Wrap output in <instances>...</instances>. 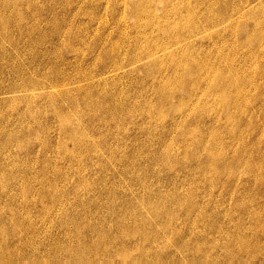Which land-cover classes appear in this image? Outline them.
Listing matches in <instances>:
<instances>
[{
  "label": "rangeland",
  "instance_id": "rangeland-1",
  "mask_svg": "<svg viewBox=\"0 0 264 264\" xmlns=\"http://www.w3.org/2000/svg\"><path fill=\"white\" fill-rule=\"evenodd\" d=\"M224 3L227 60L172 97L169 73L68 44L49 0H0V264H264V2Z\"/></svg>",
  "mask_w": 264,
  "mask_h": 264
},
{
  "label": "bare ground",
  "instance_id": "bare-ground-1",
  "mask_svg": "<svg viewBox=\"0 0 264 264\" xmlns=\"http://www.w3.org/2000/svg\"><path fill=\"white\" fill-rule=\"evenodd\" d=\"M218 0H49L50 3V9L52 11V13L54 14V17L57 19V24H56V28L58 29V31L60 30V28L62 29V34L64 36V40L68 43V44H76L77 46H79L80 49H82L81 53H84V48L85 46H90L93 47L96 56H98L99 58H110L112 61H116V59L118 58H127L129 60H133V62H140V64H142V66L144 67V72L146 76L147 73V78L150 77L148 76L149 73L152 74H158L160 76V74H168L169 73V77L172 78L174 77L175 79H179V78H183V77H195V78H206L208 75H211V73L213 72L212 70V65L213 60L218 59V61L222 62V59H226L227 60V56H226V51H225V45L227 42L226 39V27H227V19L228 16L225 13V0H222L220 2H217ZM12 2V1H11ZM264 2V0H263ZM34 3V2H33ZM220 3H222V5H220ZM254 3V2H253ZM252 3V4H253ZM16 5V3H14ZM264 5V3H262ZM12 5V3H11ZM52 5V8H51ZM56 5V7H55ZM247 5H245L246 7ZM250 6V3L249 5ZM255 6V5H254ZM258 7V6H257ZM256 11V8H254ZM262 9V7H261ZM264 9V7H263ZM242 10H240L239 12H241ZM258 11V10H257ZM249 12V11H248ZM260 12H264L261 11ZM255 13V12H254ZM258 14V12H256ZM262 15V13H259ZM258 14V15H259ZM238 15V13H237ZM240 15V13H239ZM249 15V13L247 14ZM251 15V14H250ZM256 14H254L255 16ZM236 16V15H235ZM233 16V17H235ZM253 16V14L251 15V17ZM242 17V16H241ZM248 17V16H247ZM75 18H80L81 21L77 22V26H75V31L70 30L68 25V21L69 20H75ZM236 18H238L236 16ZM246 18V17H244ZM255 18V17H254ZM232 19V18H230ZM235 19V18H234ZM243 19V17H242ZM241 19V23L237 24V26L239 27L242 26V21ZM250 19V18H249ZM260 19V18H258ZM229 20V19H228ZM237 20V19H235ZM234 20V23H236ZM251 21H253V18L250 19ZM255 20L257 21V19L255 18ZM264 20V18H263ZM250 21V22H251ZM261 21V20H260ZM231 22V21H230ZM246 22V21H245ZM249 23V20L247 21ZM262 22V21H261ZM65 23V24H64ZM258 23L259 20H258ZM257 23V24H258ZM263 23V22H262ZM242 24V25H241ZM246 24V23H245ZM256 25V24H254ZM252 26L251 24L249 25V27ZM230 27H234L235 26H230ZM243 27V26H242ZM247 27V26H246ZM253 27V26H252ZM256 27H258V25H256ZM261 28V25L259 26ZM260 28H255V29H259L261 31ZM263 28V26H262ZM231 29V28H230ZM246 29V28H245ZM248 30V28H247ZM254 31V29H251ZM264 31V29H262ZM232 31V29L230 30ZM238 31V30H237ZM251 31V32H253ZM258 31V30H257ZM262 31V32H263ZM2 32V31H1ZM244 30L242 31V36ZM246 32V31H245ZM249 32V31H247ZM231 33V32H230ZM233 33L234 30H233ZM239 34V33H237ZM247 34V33H246ZM253 34V33H252ZM256 34V33H255ZM257 34H260L257 32ZM263 33L260 34V36ZM251 35V34H250ZM245 36V34H244ZM256 36V35H255ZM237 37V36H236ZM259 38V37H257ZM263 38V36H262ZM261 38V39H262ZM252 39V38H250ZM260 39V38H259ZM239 40V39H237ZM244 40V38H243ZM255 40V38H254ZM264 40V38H263ZM236 40H234V44ZM248 41V40H247ZM262 40H260L261 42ZM230 42V41H229ZM240 42V41H239ZM244 42V41H243ZM242 42V43H243ZM252 42V41H251ZM250 42V43H251ZM257 42V41H256ZM256 42H253L254 44H256ZM259 42V40H258ZM257 42V43H258ZM231 43V42H230ZM264 43V42H262ZM63 44V43H62ZM240 43H238L239 45ZM246 45V41L243 43ZM249 44V43H248ZM261 44V43H260ZM230 45V44H229ZM250 45V44H249ZM248 48V45H246ZM251 46V45H250ZM249 46V48H250ZM260 46V45H259ZM264 46V44L262 45V47ZM89 47V48H90ZM238 47V46H237ZM241 47V45H240ZM254 46H251V48ZM64 48V46H63ZM69 48V47H67ZM88 48V49H89ZM245 48V47H243ZM259 48V47H258ZM65 50V49H64ZM234 51L238 50L239 51V47L238 49L235 48L233 49ZM243 50V49H242ZM249 50V49H248ZM260 52V49H258ZM67 51V50H66ZM87 51V49L85 50ZM231 51V49H230ZM251 51V50H250ZM68 52V51H67ZM88 52V51H87ZM240 52V51H239ZM256 52L253 51V54ZM70 53V52H69ZM89 53V52H88ZM229 54V52H227ZM238 53V52H237ZM241 53L244 52L242 51ZM240 53V54H241ZM247 52H245L246 54ZM251 53V52H250ZM68 54V53H67ZM232 54V53H231ZM249 54V53H247ZM234 55V54H233ZM231 55V56H233ZM259 55V54H258ZM235 56V55H234ZM264 56V55H263ZM85 57V55H84ZM236 57V56H235ZM241 57V55H240ZM245 57V55H244ZM253 57V55H252ZM260 57V56H259ZM258 57V58H259ZM250 58V56H249ZM262 58V55L260 57V59ZM254 59V57H253ZM264 59V58H263ZM239 60V59H238ZM250 60V59H249ZM217 61V64H218ZM253 61V60H251ZM249 62V61H248ZM243 63V62H242ZM254 63V62H253ZM252 63V64H253ZM137 64V63H136ZM229 64V63H227ZM232 64V62H231ZM235 63H233L234 65ZM250 64V62H249ZM251 64V65H252ZM256 64V63H255ZM135 65V64H133ZM216 65V64H214ZM247 65V64H246ZM131 66H132V62H131ZM229 66V65H228ZM238 66V65H237ZM240 66V65H239ZM243 66V65H242ZM245 66V65H244ZM250 65H248V67L246 66V68L248 69ZM254 66V65H253ZM257 66V65H256ZM235 67V66H234ZM214 68V67H213ZM228 68V67H227ZM230 68V66H229ZM230 75H231V69H229ZM241 68V67H240ZM260 68V66L258 67ZM242 69V68H241ZM113 70V69H112ZM142 70V69H140ZM217 70V69H216ZM215 70V71H216ZM233 70V69H232ZM235 70V69H234ZM240 70V69H239ZM251 70V69H250ZM257 70V69H256ZM114 71V70H113ZM241 71V70H240ZM246 71V70H245ZM249 71V69H248ZM246 71V72H248ZM260 71V70H259ZM84 72V71H83ZM112 72V71H111ZM219 72V71H218ZM221 72V71H220ZM226 72V71H225ZM257 72V71H256ZM262 72V71H261ZM81 73V72H80ZM138 74H140L137 71ZM214 73V72H213ZM224 73V72H223ZM243 73V72H242ZM254 73V72H253ZM85 74V73H84ZM111 74V73H109ZM143 74V72H142ZM220 74V73H218ZM239 74V73H238ZM241 74V73H240ZM257 74V73H256ZM102 75V74H101ZM100 75V76H101ZM105 75V74H104ZM141 75V74H140ZM151 75V74H150ZM157 75V77H158ZM225 75V74H224ZM228 75V72L227 74ZM237 75V74H236ZM51 76V75H50ZM86 76V75H85ZM167 76V77H168ZM212 76V75H211ZM215 76L218 75L217 73L215 74ZM223 76V75H221ZM234 76V75H233ZM231 75V77H233ZM239 76V75H238ZM241 76V75H240ZM252 76V75H251ZM109 77V76H108ZM112 77V75H111ZM155 77V79L157 78ZM168 77V78H169ZM220 77V75H219ZM229 77V76H228ZM244 77V76H242ZM256 77V76H255ZM97 78V77H96ZM166 78V76H165ZM224 78V77H223ZM253 78V76H252ZM258 78V77H257ZM153 79V78H152ZM184 79V78H183ZM192 79V78H191ZM230 79V78H229ZM246 79V78H245ZM248 79V78H247ZM261 79V77H260ZM87 80V79H86ZM161 80V79H160ZM166 80V79H165ZM189 80V79H188ZM210 80V79H209ZM233 80L235 81L236 78ZM232 80V81H233ZM251 80V79H248ZM255 80V79H254ZM154 81V80H153ZM152 81V82H153ZM185 81V79H184ZM191 81V80H190ZM264 81V80H263ZM161 82V81H160ZM194 82H196L194 80ZM203 82V80H202ZM205 82V80H204ZM224 82V80H223ZM226 82V81H225ZM246 82V81H245ZM33 83V82H32ZM46 83V82H45ZM59 83V82H58ZM197 83V82H196ZM261 83V82H260ZM162 83H160V89L164 88V93L168 92L170 96H175V90L177 87L179 86H183V84H186L185 82L182 84L181 79L177 80V82L175 84H172L171 81H166V83H164L163 85H161ZM224 84V83H223ZM235 84V82H234ZM233 84V85H234ZM251 84V83H249ZM49 85V84H48ZM59 85V84H58ZM57 85V86H58ZM96 85V84H95ZM157 85V84H156ZM173 86L174 88L169 86ZM189 85V84H188ZM198 85V84H197ZM204 85V83H203ZM207 85V83H206ZM218 85V84H217ZM229 85V84H227ZM253 85V84H252ZM262 85V84H261ZM52 86V85H51ZM50 86V87H51ZM56 86V85H54ZM68 86V85H66ZM79 86V85H78ZM176 86V87H175ZM187 86V85H186ZM191 86V85H190ZM214 86V85H213ZM240 86V85H239ZM251 86V85H250ZM256 86V85H255ZM61 87V86H59ZM58 87V88H59ZM64 87V86H62ZM196 87V86H195ZM198 87V86H197ZM203 87V86H202ZM205 87V86H204ZM211 87V86H210ZM231 87V86H230ZM242 87V86H241ZM52 88V87H51ZM184 89V87H182ZM221 88V87H220ZM227 89V87H225ZM232 88V87H231ZM236 88V86H235ZM54 89V88H52ZM61 89V88H60ZM67 89V87H66ZM152 89V88H151ZM178 89V88H177ZM189 89V88H188ZM193 89L190 88V90ZM195 89V88H194ZM210 89V88H209ZM212 89V88H211ZM210 89V90H211ZM91 90V89H90ZM157 90H159V87H157ZM185 90V89H184ZM198 90V88H197ZM208 90V89H207ZM206 90V91H207ZM56 91V90H54ZM189 91V90H187ZM194 93L196 90H193ZM192 91V92H193ZM203 91V90H202ZM214 91V90H213ZM218 91V90H217ZM237 93H233L230 91H226L224 89H222V93H221V99L219 101V103H217V105H219L220 109L221 107H227L226 111L228 109V105L229 104H233V105H240L239 103V94H245L244 90H242V88L239 90H237ZM254 91V90H253ZM57 92V91H56ZM161 92V90L159 91V93ZM184 92V91H183ZM252 92V91H251ZM167 93V94H168ZM210 93V92H209ZM219 93V91H218ZM247 93V92H246ZM250 93V92H248ZM253 93V92H252ZM251 93V94H252ZM92 94V93H91ZM187 94V93H186ZM193 94V93H192ZM196 94V93H195ZM212 94H215L214 92ZM217 94V93H216ZM71 95V94H70ZM157 95V94H156ZM67 94L65 95L66 98ZM160 96V95H159ZM189 96V94L187 95ZM245 96V95H244ZM68 97V96H67ZM76 97V96H75ZM89 98V96H87ZM169 96H166V98ZM201 97V96H199ZM261 97V96H260ZM75 99V98H74ZM87 99V98H85ZM179 99V103L181 104H186L188 102H185V100H183V98H178ZM186 99V98H184ZM206 99V98H203ZM214 99V97H213ZM245 99H247L245 97ZM253 99V98H252ZM54 100V99H51ZM68 100L70 101V99L68 98ZM187 100V99H186ZM199 100V99H198ZM212 100V99H210ZM88 101V100H86ZM189 101V100H188ZM194 101V100H193ZM197 101V99H196ZM202 101V100H201ZM209 101V100H208ZM217 101V99H216ZM251 101V100H250ZM253 101V100H252ZM73 102V100H72ZM161 102V101H160ZM158 102V103H160ZM192 102V101H191ZM199 102V101H198ZM203 101V105H204ZM211 102V101H210ZM157 104V102H155ZM162 103V102H161ZM195 103V102H194ZM251 103V102H249ZM261 103V102H260ZM74 104V102H73ZM100 104V103H99ZM154 104V105H156ZM202 104V103H201ZM246 104V103H245ZM97 105V104H96ZM200 105V102H199ZM206 105H207V101H206ZM216 105V104H215ZM251 105V104H250ZM257 105V104H256ZM93 106V105H92ZM158 106V104H157ZM156 106V107H157ZM191 106V103H190ZM202 106V105H201ZM197 107V108H201ZM213 106V105H212ZM210 105V107H212ZM242 105H240L241 107ZM254 106V104H253ZM94 107V106H93ZM97 107V106H96ZM161 107V106H160ZM247 107V104H246ZM245 107V108H246ZM191 108V107H190ZM195 108V107H194ZM208 108V107H207ZM222 108V109H223ZM233 108V107H231ZM99 109V108H98ZM151 109V108H150ZM221 109V111H222ZM244 109V108H243ZM101 110V109H100ZM145 110V109H144ZM160 110V108H159ZM210 110V109H209ZM236 110V109H235ZM238 110V109H237ZM236 110V111H237ZM240 111L242 109H239ZM87 111V110H86ZM141 111V110H140ZM143 111V109H142ZM147 111H149L147 109ZM189 111V108H188ZM208 111V109H207ZM228 111H230L228 109ZM227 111V112H228ZM94 112V111H93ZM92 112V113H93ZM105 112V109H104ZM144 112V111H143ZM146 112V111H145ZM161 112V111H160ZM192 112V111H191ZM190 112V113H191ZM194 112V110H193ZM211 112V111H209ZM220 112V110H219ZM247 112V111H246ZM147 113V112H146ZM155 113V112H154ZM152 112V114H154ZM157 113V112H156ZM163 113V112H162ZM207 113V112H206ZM212 113V112H211ZM215 113V111H214ZM241 113V112H240ZM249 113V112H248ZM96 114V113H93ZM92 114V115H93ZM98 114V113H97ZM193 114V113H192ZM205 114V113H204ZM220 114H222L220 112ZM228 114V113H227ZM233 114V113H231ZM243 114V113H242ZM245 114V113H244ZM263 114V113H262ZM99 115V114H98ZM161 115V114H159ZM238 116V113L236 114ZM62 116V115H61ZM94 116V115H93ZM101 116V115H100ZM217 116V115H216ZM220 116V115H219ZM218 116V119H220ZM229 116V115H228ZM234 116V115H233ZM232 116V117H233ZM248 116V115H247ZM264 116V115H263ZM154 117V115H153ZM206 117V116H205ZM222 117V116H221ZM230 117V116H229ZM91 118V117H90ZM92 118H96L97 117H92ZM99 118V117H98ZM199 118V117H198ZM238 118V117H237ZM65 119V117H64ZM93 119V120H94ZM202 119V118H201ZM217 120V118H215ZM263 119V117H262ZM63 120V117H62ZM61 120V123H62ZM224 120V119H223ZM229 120V119H228ZM232 120V119H231ZM234 120V119H233ZM198 121V120H197ZM215 121V120H214ZM216 122V121H215ZM214 122V123H215ZM232 122V121H231ZM235 123V121H233ZM250 122V120H249ZM198 123V122H197ZM196 123V124H197ZM221 124H223V121L220 122ZM225 123V121H224ZM230 123V122H229ZM230 124V125H234ZM219 124V123H218ZM225 124H227L228 126V122H226ZM193 126V125H192ZM212 126V125H211ZM80 127V126H79ZM190 127V126H188ZM187 127V128H188ZM263 127V125H262ZM261 127V128H262ZM186 128V127H185ZM229 128V127H227ZM233 128V127H232ZM260 128V129H261ZM82 129V127L80 128ZM184 129V128H183ZM197 129V128H196ZM218 129V128H217ZM252 129V128H251ZM83 130V129H82ZM183 131V130H182ZM181 131V132H182ZM198 131V130H196ZM226 131V130H225ZM253 131V129H252ZM188 132V131H187ZM186 132V134H187ZM217 132V131H216ZM86 133V132H84ZM183 133V132H182ZM230 133V130H229ZM81 134V131H80ZM193 134V132L191 133ZM196 134H198L196 132ZM193 135V138H195V135ZM250 134V133H249ZM86 135V134H85ZM215 135V134H214ZM86 137V136H85ZM215 137V136H214ZM219 137V136H218ZM226 137V136H225ZM234 137V136H231ZM9 138V137H8ZM192 138V137H190ZM189 138V139H190ZM198 138V136H197ZM12 139V138H11ZM214 139V138H213ZM223 139V138H222ZM192 140V139H191ZM196 140V138H195ZM199 140V138H198ZM226 140V139H225ZM8 141V140H7ZM197 141V140H196ZM214 141V140H213ZM87 142V141H86ZM81 143V141H80ZM83 143V142H82ZM207 143V142H206ZM210 143V142H209ZM209 143H207L209 145ZM220 143V142H219ZM194 144V143H193ZM192 144V147H193ZM212 144V141L210 143V145ZM221 144V143H220ZM219 144V145H220ZM80 145V144H79ZM195 145V144H194ZM84 146H86L84 144ZM82 147V145H81ZM186 147V146H185ZM219 147V146H218ZM217 147V149H219ZM84 148V147H83ZM210 148V146L208 147ZM216 148V146H215ZM264 148V147H263ZM211 150L213 149L210 148ZM152 150V149H151ZM216 150V149H215ZM153 151V150H152ZM187 150H185L186 152ZM184 152V151H183ZM206 152L210 153V150H206ZM213 152V150H212ZM224 154V151H221ZM226 152V151H225ZM156 153V152H155ZM218 153V152H216ZM226 154V153H225ZM234 154V153H233ZM206 155V154H205ZM214 155V154H213ZM211 155V157L213 156ZM220 155V153H219ZM235 155V154H234ZM186 156H189V154L187 153V155H184V158L186 160ZM216 156V154L214 155ZM213 156V157H214ZM218 156V155H217ZM211 157H208L209 159ZM222 157V155H221ZM220 157V158H221ZM207 158V159H208ZM237 158V157H236ZM189 159V158H188ZM187 159V160H188ZM208 159V160H209ZM214 160H216V157L213 158ZM222 159V158H221ZM220 159V161H221ZM186 160V161H187ZM212 160V159H211ZM237 160V159H236ZM241 160V159H238ZM242 161V160H241ZM209 162V161H208ZM216 162V161H215ZM238 162V161H235ZM205 163H207L205 161ZM211 163V162H210ZM214 161L212 160V165ZM244 163V162H241ZM246 163V162H245ZM203 164V163H202ZM239 164V163H238ZM204 165V164H203ZM258 165V164H257ZM202 166V165H201ZM207 166V164H206ZM211 167V165H209ZM227 166H229L227 164ZM226 166V167H227ZM259 166V165H258ZM8 167V166H6ZM204 167V166H203ZM220 167V166H219ZM222 167V166H221ZM208 168V166H207ZM216 168V167H215ZM224 168V167H223ZM229 168V167H228ZM220 168H217V170H219ZM258 169V168H257ZM215 170V169H214ZM216 171V170H215ZM222 171V170H221ZM232 171V170H231ZM209 172V171H208ZM211 172H213L211 170ZM258 172V170H257ZM254 173V172H253ZM23 174V171H22ZM216 174V173H215ZM260 174V173H259ZM24 175V174H23ZM261 175V174H260ZM259 175V176H260ZM202 176V175H201ZM258 176V175H257ZM258 176V177H259ZM12 177V176H11ZM261 177V176H260ZM259 177V178H260ZM6 178V177H4ZM257 178V177H256ZM259 180V179H258ZM255 181V180H254ZM260 184V183H259ZM262 185V184H261ZM5 191V190H4ZM27 192V191H26ZM27 194V193H26ZM139 202V201H138ZM143 202V201H142ZM162 202V201H161ZM136 203V201H135ZM138 204V203H137ZM150 204V202H149ZM148 204V205H149ZM140 205V204H138ZM142 206V205H140ZM151 206V205H149ZM173 206V205H172ZM7 207V206H6ZM264 207V206H263ZM4 208V207H3ZM141 208V207H140ZM255 208V207H254ZM258 208V207H257ZM256 208V209H257ZM139 209V208H138ZM6 210V208H5ZM148 210V209H147ZM150 210V209H149ZM258 210H260L258 208ZM3 211V209H2ZM12 211V210H11ZM141 211V210H140ZM153 212V211H152ZM166 212V211H165ZM254 212V211H253ZM10 214H12L10 212ZM148 214V213H147ZM157 214V212H156ZM264 215V213H263ZM7 217V216H6ZM13 217V216H12ZM158 217V216H157ZM262 217V215H261ZM264 218V217H263ZM261 219V218H260ZM7 220V219H6ZM133 220V218H132ZM131 220V221H132ZM144 220V218H143ZM1 221V220H0ZM3 221V220H2ZM136 221V220H135ZM6 222V221H5ZM133 222V221H132ZM139 222H141L139 220ZM260 222V221H258ZM262 222V221H261ZM12 223V222H11ZM14 223V222H13ZM18 223V222H17ZM16 223V224H17ZM135 223V222H134ZM3 225V223H2ZM5 225V224H4ZM8 225V224H7ZM13 226L15 227V224H13ZM159 227V226H156ZM11 228V227H10ZM166 228V227H163ZM6 229V228H4ZM5 232V231H4ZM124 232H126L124 230ZM11 233V232H8ZM7 233V234H8ZM132 233H134L132 231ZM5 234V233H4ZM17 234V233H16ZM125 234V233H124ZM127 235V234H126ZM144 235V234H143ZM151 235V234H150ZM133 236V234H132ZM131 236V237H132ZM146 236V234H145ZM6 236H4L5 238ZM146 238L148 239V237L146 236ZM235 241V240H232ZM3 246V245H2ZM121 246V245H120ZM3 248V247H2ZM138 248V247H137ZM197 248V247H196ZM250 248V247H248ZM2 250V249H1ZM120 250V249H119ZM118 250V251H119ZM135 250V249H134ZM196 250V249H195ZM198 250V249H197ZM252 250V249H249ZM133 251V250H132ZM131 251V252H132ZM94 252V251H93ZM123 252V251H122ZM125 252V250H124ZM253 253V252H252ZM1 254V253H0ZM116 254V253H115ZM118 254V253H117ZM120 254V253H119ZM130 255V254H129ZM87 256V254L85 255ZM120 257V256H118ZM65 258V257H64ZM79 258V257H78ZM1 259V258H0ZM120 259H118L117 261H119ZM125 260V259H124ZM34 261V260H33ZM32 261V262H33ZM122 261V260H121ZM120 261V262H121ZM193 261V260H192ZM88 263V260L86 261ZM119 262V264H120ZM34 263V262H33ZM193 263V262H191ZM36 264V263H35ZM67 264V263H66ZM89 264V263H88Z\"/></svg>",
  "mask_w": 264,
  "mask_h": 264
}]
</instances>
